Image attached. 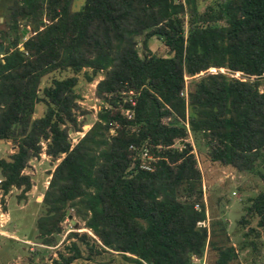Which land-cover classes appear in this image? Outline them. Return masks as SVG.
<instances>
[{
    "label": "trees",
    "instance_id": "16d2710c",
    "mask_svg": "<svg viewBox=\"0 0 264 264\" xmlns=\"http://www.w3.org/2000/svg\"><path fill=\"white\" fill-rule=\"evenodd\" d=\"M71 1L9 0L0 14V139L15 146L0 157V189L30 187L23 168L45 140L44 152L59 159L35 220L42 241L50 244L70 207L98 240L69 232L88 255L112 249L128 264H192L207 233L196 224L203 207L193 205L201 197L200 172L178 121L184 118V75L222 66L252 76L200 75L187 93L186 119L194 136L206 138L210 160L250 168L264 148V0H211L202 9L199 0H82L77 9ZM20 21L31 25L24 38ZM139 34L144 47L147 37L159 36L168 54L139 55ZM82 67L103 70L95 93L106 105L70 143L67 130L77 129L76 76L51 77L40 92L39 83L54 70ZM37 101L45 107L32 116ZM244 209L240 221L256 217L264 234V187ZM68 249L53 262L80 256L74 240ZM216 249L217 264L235 256L232 245Z\"/></svg>",
    "mask_w": 264,
    "mask_h": 264
},
{
    "label": "rangeland",
    "instance_id": "374dc122",
    "mask_svg": "<svg viewBox=\"0 0 264 264\" xmlns=\"http://www.w3.org/2000/svg\"><path fill=\"white\" fill-rule=\"evenodd\" d=\"M8 2L9 0H0V14L5 11V5ZM81 2L82 0H72L70 6L72 9H77ZM209 2L211 0H199L200 9ZM42 21H48L46 14L42 15ZM19 25L23 27L22 38H24L30 32L31 25L24 21H20ZM3 27V16L0 15V29ZM184 29L186 30V23H184ZM135 40L139 55L147 50L160 55L168 54L159 36L147 37L146 47L141 43L142 34L136 35ZM216 71L227 72L241 79L252 77L246 76L239 70L228 71L222 66H209L192 75H184V83L180 91L185 103L184 118L178 121L186 127L187 135L184 140L191 144V151L200 172L201 197L200 201L194 202L193 205L195 208H199L200 205L203 207L204 217L197 220L196 224L204 226L207 233L201 255H191V262L192 264H217L215 262L216 247L232 245L235 256L225 264H264V234L255 223L256 217L248 218L246 223L240 221L245 213L244 208L248 198L264 187V181L260 176V173L264 174L262 167L264 148L259 149L256 159L248 169H238L231 164L212 161L208 157L209 145L206 138L200 133L194 136L186 122L189 110L187 93L191 90L193 82L206 72ZM68 75L76 76L72 91L75 94L76 105L73 111L77 129L69 127L67 130L70 143H74L95 120L99 107L106 103L95 93L96 81L103 76V70L93 73L90 67H82L76 72L70 68H64L46 73L40 78L39 92L41 86L49 83L51 77ZM88 76L91 78L88 79ZM124 93L123 99L128 100L127 93ZM44 107L43 102L37 101L32 116L40 115ZM40 144L39 154L31 157L23 168V171L29 174L30 187L22 191L21 187L11 186L6 193H2L0 189V264H55L53 260H60L59 252L65 255L71 253L68 249L71 240H74L79 247L80 256L74 258L69 264H128L119 253L112 249L99 250L98 253L88 255L87 247L69 232L84 231L95 241L98 240L83 225L82 220L73 214L70 207L66 208L56 225L50 244L42 241L35 220L43 210L41 198L50 175L49 171L59 158L52 159L44 152L45 140H41ZM180 144L181 140L175 139L173 142V146L176 147ZM14 149L15 146L10 139H0V157L6 158ZM141 154V158H148L145 152Z\"/></svg>",
    "mask_w": 264,
    "mask_h": 264
},
{
    "label": "built area",
    "instance_id": "2783aa9c",
    "mask_svg": "<svg viewBox=\"0 0 264 264\" xmlns=\"http://www.w3.org/2000/svg\"><path fill=\"white\" fill-rule=\"evenodd\" d=\"M132 102V101H131ZM199 223V222H198Z\"/></svg>",
    "mask_w": 264,
    "mask_h": 264
},
{
    "label": "water",
    "instance_id": "95a60500",
    "mask_svg": "<svg viewBox=\"0 0 264 264\" xmlns=\"http://www.w3.org/2000/svg\"><path fill=\"white\" fill-rule=\"evenodd\" d=\"M1 46V45H0Z\"/></svg>",
    "mask_w": 264,
    "mask_h": 264
}]
</instances>
